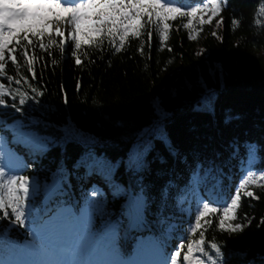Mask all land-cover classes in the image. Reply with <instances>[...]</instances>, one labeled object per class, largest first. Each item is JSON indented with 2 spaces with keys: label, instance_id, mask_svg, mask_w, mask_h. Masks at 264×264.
<instances>
[{
  "label": "trees",
  "instance_id": "trees-1",
  "mask_svg": "<svg viewBox=\"0 0 264 264\" xmlns=\"http://www.w3.org/2000/svg\"><path fill=\"white\" fill-rule=\"evenodd\" d=\"M176 3L188 9L203 5L205 0H176ZM210 15V12H204L197 13L196 17L169 19V38L164 42L159 40L158 29L145 23L148 17H144L141 35L129 36L119 52L114 51L119 47V34L115 40L106 34L96 37L92 45H82L81 49L75 50L81 57L80 65L74 63L75 57L71 55L74 45L67 19L58 22L52 18L51 27L43 38L29 34L32 45L23 39V33L13 38L9 48L16 50L18 60H22L21 48L25 47L29 56L35 54L38 57L33 65L38 69L37 79L35 82L27 79L24 63L17 75L6 50V73L14 79L25 76L27 82L8 85L6 78L0 82L13 91L19 87L21 94L27 92L29 96L33 95L28 92L31 84L42 94L35 102H26L20 112L11 106V100H8L9 106H0V135L5 137V147L20 166L18 175L26 177L32 187V194L23 205L25 223H16L11 213L8 216L0 213V264H21L19 260L23 255L39 252V244L26 245L32 240L29 228L38 223L33 221L34 216L47 219L64 207L81 215L85 196L93 185L109 193L99 175L88 177L83 167L78 170L74 167L85 151L82 143L87 140V134L102 140L111 139L119 142V148H97V153L104 152L113 161L125 156L128 146L121 137H130L151 123L154 101L157 100L172 113L166 132L177 153L187 163L173 159L163 145L157 144L167 163H153L151 174L146 176L145 183L154 185L151 194L155 202L146 212L145 223L130 224L123 214L124 200L113 199L108 194L106 212L94 214V222L88 227L91 239L100 242L107 254H113L109 246L110 226L116 225L122 254L132 256L143 239L147 242L145 253L160 252L167 264L168 257L182 241L183 256L188 243L199 240L203 233L206 250L211 243H217L224 264H264V179H257L245 187V191L253 192V196L247 197L242 191L236 219L226 221V224L243 223V231L231 233L219 226L223 205L234 197L244 176L241 163L246 149L240 147L238 155L230 158L233 149L229 145L235 140L240 144L249 141L262 146L257 149L260 159L254 168L264 172V0H225L216 15L223 21L220 29L214 30L208 25ZM189 21L192 28H184ZM58 31L64 36H58ZM149 31H153L151 42L147 35ZM191 35L197 38L191 40ZM50 39L57 40V44L39 49L40 43L47 45ZM61 41L65 43L67 56L60 48ZM96 43L101 44L99 49ZM141 44L143 52L138 50ZM42 62L44 67L41 69ZM217 65L223 69L222 83L219 73L215 81L209 76V68L215 69ZM199 75H203L209 87L218 91L214 115L191 109V102L201 91L196 85ZM186 81L193 84L191 91L185 87ZM228 116L236 119L226 123ZM33 119L41 123L31 124ZM17 120L42 138L37 141L38 145L49 143L48 137L64 145L49 143L44 150L15 143L6 125ZM117 122L123 126H116ZM197 164L201 176L210 167L219 170L216 188L210 185L208 190L205 185L197 187L199 199L219 210L200 218L201 227L192 232L198 205L191 185ZM158 172L166 174L158 177ZM116 179L124 184L128 182L123 167L118 170ZM170 179L175 187L161 214L158 210L160 189ZM56 185L58 188L52 191ZM0 192L4 189L0 188ZM217 197L218 203L212 204L211 200ZM161 219L165 222L160 223ZM237 252H244L246 256L238 258Z\"/></svg>",
  "mask_w": 264,
  "mask_h": 264
},
{
  "label": "snow or ice",
  "instance_id": "snow-or-ice-1",
  "mask_svg": "<svg viewBox=\"0 0 264 264\" xmlns=\"http://www.w3.org/2000/svg\"><path fill=\"white\" fill-rule=\"evenodd\" d=\"M224 4L225 0H205L203 5L184 9L182 5L176 3V0H63V2L61 0H0V81L6 78L8 85H22L27 82L25 76L14 79L12 75L6 73V50L9 53L10 64L15 66L16 74L19 75V69L24 63L27 66V79L32 82L36 81L38 69L33 65L38 57L35 54L29 56V52L25 47L21 48L22 60H18L16 50L10 49L9 45L12 43L13 38L19 37L21 33L24 34L23 39L27 41L28 45H32V40L28 38L29 34L43 38L48 28L51 27L52 18H55L58 22L67 19L72 32L71 43L74 45L71 55L75 57L74 63L80 65L81 57L76 55L75 50L81 49L82 45H92L96 37L106 34L112 40H115L116 35L119 34V47L114 49V51L119 52L120 49L124 48L125 41L129 36L139 37L141 35V30L147 23L154 25L158 29L159 40L164 42L169 38V19H174L176 16L196 17L197 13L210 12L209 21H207L210 22L211 17L220 13ZM144 17H148V20L142 23ZM183 27L191 29V21L185 23ZM57 35L62 37L64 33L58 31ZM147 35L149 42H151L153 31H149ZM196 38V35L190 36L191 40ZM16 43L19 45L20 40L17 39ZM55 44H57V40L50 39L47 45L40 43L39 49H45ZM100 47L101 44L96 43V48L99 49ZM60 48L67 56V48L63 41L60 42ZM138 50L143 52L142 44ZM43 67L44 64L42 62L41 69ZM217 73H219L222 83V67L217 65L215 69L209 68V76L213 81L217 79ZM196 85L201 91L197 98L191 102L192 111L214 115L219 95L218 91L214 87H209L203 75L198 76ZM185 87L191 91L193 84L186 81ZM28 92L33 95L29 96L27 92L21 94L19 87L13 91L12 88L0 82V106H9L8 100H11V106L15 111L20 112L26 102H35L36 97L42 94L31 84ZM173 96H175V92H173ZM171 116L172 113L163 107L158 100L154 101L151 123L139 129L130 137H121L123 143L127 144L128 147L125 156L119 157L115 161L108 158L104 152L97 153L96 149L106 147L119 148V142H114L111 139L102 140L95 135L87 134V140L81 145L85 151L74 167L77 170L83 167L85 175L88 177L99 175L109 190V193H104L103 189L93 185L86 194L81 215L87 214L89 225L94 222V214L101 215L106 212L108 194H111L113 199L124 200L123 214L130 224L143 225L145 223L146 212L151 207V204L155 202V197L151 194V189L154 185L145 183L146 176L151 174V165L153 163L161 165L167 163V158L158 151L157 144L163 145L173 159H182L183 162L187 163L186 159L180 157L177 153L176 148L167 135L166 125ZM233 119H236V117L228 116L225 122L228 123ZM39 123L41 122L36 119L31 121V124L34 125ZM116 126L122 127L123 125L121 122H117ZM6 128L12 132L15 143L26 147L31 146L35 149L47 150L49 143L60 147L64 145L63 142H57L51 137L47 138L49 143L38 145L37 141L42 138L35 131L28 130V126L20 120L11 125H6ZM5 146V137L0 135V149ZM229 147L233 149L230 158H235L238 155L240 147L246 149L245 158H242L241 163V170L244 172V176L238 185L234 197L230 199V202L223 205V216L219 220V226L222 229L236 233L243 231V223L232 224L228 222L226 224V221L236 219L235 212L241 201L242 191L247 197L253 196V192L245 191V187L254 183L257 179H264V172H258L254 168L258 159H260L257 149L262 146H259L256 142L245 141L240 144L239 141L234 140ZM245 159L246 164L244 163ZM121 167L124 168L128 176L126 184L116 179V174ZM188 167L191 169L192 166L188 165ZM218 171V169L214 170L210 167L201 176L199 164H197V171L193 172L191 192L197 197L198 206L192 232L201 227L200 218L210 213H216L219 210L215 206H210L209 202L199 199V192L197 191V187L200 185H205V190H208L209 185L213 189L216 188L219 183L216 175ZM165 174L164 172H158L157 176L162 177ZM0 181H4L0 183V188L6 190L0 192V213H3L4 216H8L11 213L14 215L16 223L23 224L25 220L23 205L29 195L28 179L24 176L13 175L5 181V172L0 170ZM210 181L214 183L210 184ZM174 187L175 185L172 184L170 179L160 189L158 210L161 214L168 205ZM218 201L219 197L211 200V203L216 204ZM181 203H183V198ZM62 210L72 212V208L64 207ZM164 222L161 219L160 223ZM115 229L116 225L110 226L111 237L109 246L115 256L116 264H148L144 256L147 242L143 239L140 240L135 253L132 256L125 257L119 247V237ZM170 229L171 226H169ZM182 249H184L183 241L168 257L167 264H205L206 261L207 264H224L221 247L217 243H211L208 250H206L203 233L200 234L199 240L188 243L186 254L183 256ZM235 255L241 258L246 256V253L237 252Z\"/></svg>",
  "mask_w": 264,
  "mask_h": 264
},
{
  "label": "rangeland",
  "instance_id": "rangeland-1",
  "mask_svg": "<svg viewBox=\"0 0 264 264\" xmlns=\"http://www.w3.org/2000/svg\"><path fill=\"white\" fill-rule=\"evenodd\" d=\"M204 22L205 21H203L202 24H204ZM208 25L214 30L220 29L223 25V21L214 16L210 22H208ZM26 154H28V152ZM0 170L5 172V181L13 175L18 176L16 174L17 165L14 157L5 148L0 150ZM3 182L4 181H1V183ZM28 187L29 198L32 194V187L29 184ZM4 191L6 190L4 189ZM75 215V213L66 212L64 213L62 220L49 222L33 232L31 230L34 241L27 242V245H33V242L36 240L48 242L51 249V254L41 257V260H38L35 264H85L86 261H90L93 255H96V257L104 264H116L115 259L106 257L98 248L92 247L91 249H87L90 243V238L86 234L84 223H80L83 220L84 222L86 221V216L74 220ZM25 221L26 217L24 223ZM30 259V257L26 258L25 256L20 259L19 262L28 263V260ZM155 264H164V259L161 258Z\"/></svg>",
  "mask_w": 264,
  "mask_h": 264
},
{
  "label": "bare ground",
  "instance_id": "bare-ground-1",
  "mask_svg": "<svg viewBox=\"0 0 264 264\" xmlns=\"http://www.w3.org/2000/svg\"><path fill=\"white\" fill-rule=\"evenodd\" d=\"M129 235V234H128ZM128 235L125 237V239H127L128 238ZM96 255H93V258H92V260L89 262V264H100V263H98L97 261H96ZM59 264H61V263H59Z\"/></svg>",
  "mask_w": 264,
  "mask_h": 264
}]
</instances>
